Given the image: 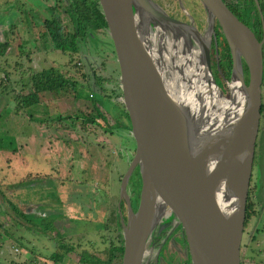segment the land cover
<instances>
[{
  "label": "rangeland",
  "instance_id": "obj_1",
  "mask_svg": "<svg viewBox=\"0 0 264 264\" xmlns=\"http://www.w3.org/2000/svg\"><path fill=\"white\" fill-rule=\"evenodd\" d=\"M159 2L172 16L191 23L197 16L196 28L205 27L207 15L199 0ZM52 5L55 9L50 11ZM60 5V0H0V42L5 38L10 41V48L0 54V264H88L89 256L79 259L78 253L86 250L103 256L108 239L117 232L113 223L116 211L123 214L120 176L131 158L133 141L126 120L117 114L120 110L123 114L122 105L112 81H103L101 89L81 85L90 83L93 69L102 77L117 76L111 42L99 28L78 41L76 52L52 47L40 23L50 14H59L63 8ZM166 30L168 40L162 52H171L170 38L180 34ZM182 34L198 49L189 33ZM178 57L176 52L173 59L178 61ZM211 60L212 77L222 95L227 96L226 83L216 72L214 58ZM47 66L65 71L78 84L74 89L41 91L38 102L16 108V95L30 90V75ZM92 103H98L109 120V130L92 124L82 129L73 118L78 112H93ZM259 124L255 158L262 165L256 160L251 168V183L258 186L252 198L257 202L263 192L264 113ZM116 127L125 128L126 140ZM138 178L134 167L125 183L129 203L130 195H139ZM6 200L16 204L19 211ZM258 210L241 234L242 241L250 240L247 232L252 230L253 234L254 227L260 229L254 233L257 240H264V198ZM60 235L72 242L74 251L55 261L49 254ZM244 250L245 246H240V251Z\"/></svg>",
  "mask_w": 264,
  "mask_h": 264
},
{
  "label": "water",
  "instance_id": "obj_2",
  "mask_svg": "<svg viewBox=\"0 0 264 264\" xmlns=\"http://www.w3.org/2000/svg\"><path fill=\"white\" fill-rule=\"evenodd\" d=\"M199 1L207 15L205 43L199 42L195 33L202 35L196 28L169 16L152 0H98L117 64L119 99L133 141L131 158L120 176L119 198L125 200L126 217L123 220L119 213V264H140L145 240L165 208L180 225L188 264H239L260 117L264 25L257 0L254 3L263 29L260 38L223 0ZM153 19L164 31L170 28L181 37L182 31L187 32L197 41L204 68L222 95L212 77L208 55V37L216 20L231 59L225 79L228 94L222 96L232 102L234 112L223 132L202 137L191 113L175 100L161 47L150 32ZM220 159L225 164L218 168ZM134 167L140 186L137 207L132 210L125 183Z\"/></svg>",
  "mask_w": 264,
  "mask_h": 264
},
{
  "label": "trees",
  "instance_id": "obj_3",
  "mask_svg": "<svg viewBox=\"0 0 264 264\" xmlns=\"http://www.w3.org/2000/svg\"><path fill=\"white\" fill-rule=\"evenodd\" d=\"M228 8H230L234 14L243 21L254 33L257 38H260L263 34V29L261 26V19L259 16V10L263 19L264 25V0H257L259 10L254 3V0H223ZM62 8V13L54 16L50 14L44 17L40 23L43 28L42 34L46 39L51 41L52 47L56 46L61 51H71L76 52L78 50V41L85 39L87 36H92L93 31L99 28H105V21L103 14L100 10L97 0H60ZM55 6V4H54ZM53 5L50 7V10L53 11L55 8ZM58 6V4H57ZM56 6V7H57ZM61 23V24H59ZM264 27V26H263ZM5 38V37H4ZM224 40V39H223ZM9 40L6 38L0 42V54L5 53L7 47L9 46ZM225 42V41H224ZM55 48V47H54ZM262 54H264V42L262 43ZM71 56L70 52L68 54ZM223 63L219 62V69L228 74L231 65V59L228 47L226 43L222 51ZM264 62V60H263ZM81 65H78L80 68ZM244 78H247L246 66L243 63ZM81 75L86 76L84 73ZM87 77V76H86ZM103 81L113 82L115 84V96L119 97L117 77L112 78L111 76L102 77L99 75L95 69L91 70V81L90 83L84 82V86L97 85L101 89L100 84ZM264 81V63L262 64V74H261V85ZM78 84L77 80L72 78L70 75H67L64 71H59L54 66H47L45 68H40L37 71H34L29 78L30 90L26 93L17 94L16 108L22 109L23 106L32 105L38 102V94L40 91H54L57 89L70 87L73 88ZM260 85V86H261ZM92 95V92H91ZM264 94L261 92V104H260V116L264 113V101L262 97ZM122 105V104H121ZM122 107L123 115L126 118L125 110ZM93 112H78L73 117L75 120H78L80 127L85 129L89 124L98 125L104 130H109V120L104 117L103 111L99 110L98 103H92ZM70 117V116H69ZM108 122V123H107ZM127 122V119H126ZM260 123V117H259ZM128 126V125H127ZM255 149H256V140L254 143V154L252 165L255 160ZM252 168V166H251ZM23 181V180H22ZM21 181V182H22ZM251 173L249 177L247 195L245 200V214L243 219L242 233L245 231L246 226L250 222V219L253 215H257L258 208L260 207L261 200L264 196L261 195L264 192H261L259 202L253 200L252 193L255 191L258 186L256 183H251ZM20 184V182H18ZM1 193V192H0ZM257 193V191H256ZM262 196V197H261ZM8 205L13 207L15 211H19L16 204H11L6 200ZM257 204V207H256ZM114 227L116 228V233L114 238H110L107 241V245L103 248V256H96L94 254L88 253L86 250H81L78 253L79 259L84 256H89L88 264H119L122 253V234H121V224L119 220L118 212L116 211V216L114 219ZM252 239L253 235H248ZM245 241H240V246H245ZM74 245L69 240H66V237L60 235L57 238L56 247L49 254L50 258L53 260H61L66 253L74 251ZM242 251V250H241ZM239 248V264H242V255L243 253ZM182 264H188V258Z\"/></svg>",
  "mask_w": 264,
  "mask_h": 264
},
{
  "label": "bare ground",
  "instance_id": "obj_4",
  "mask_svg": "<svg viewBox=\"0 0 264 264\" xmlns=\"http://www.w3.org/2000/svg\"><path fill=\"white\" fill-rule=\"evenodd\" d=\"M180 26L189 28L186 25ZM164 30L165 28L161 26L157 32L160 47L163 45L162 38L166 32ZM195 35L200 43L206 42L207 35L199 36L198 33ZM170 45L171 52L164 50L166 52L163 51L161 56L164 67L170 73L169 84L175 100L191 113L192 117H190L193 118L194 123L198 124V133L202 137L223 132L233 117L232 102L218 92L204 68L200 52L191 45L189 39L186 40L184 36H171ZM176 52L179 55L178 61L173 59ZM221 159L217 165L218 168L225 164L224 161L221 163Z\"/></svg>",
  "mask_w": 264,
  "mask_h": 264
},
{
  "label": "flooded vegetation",
  "instance_id": "obj_5",
  "mask_svg": "<svg viewBox=\"0 0 264 264\" xmlns=\"http://www.w3.org/2000/svg\"><path fill=\"white\" fill-rule=\"evenodd\" d=\"M152 1H154V3H156L164 11V9H163L164 6H162L160 4L159 0H152ZM201 9L203 10L202 7H201ZM164 12L166 14H168L169 16H171V14L167 13L166 11H164ZM61 13H62V11L59 12V14H61ZM171 17L176 18L178 20L181 19V21H184V22H188L194 28H196V23L198 22L197 16H195V18L192 20V23H191V21H189L188 19H185L183 17L182 18H177L175 16H171ZM160 27H161V24L155 19H153L152 22L151 21L149 22L150 32L154 38V41L157 44L160 40V38L158 37V34H157ZM206 27H207V22L205 21V27H202L201 30H198L196 28V30L202 36H205ZM103 29L107 33L106 28H103ZM166 34H167V31H166ZM166 37H167V35L164 34L163 38H162V44L163 45L161 46V50L165 49V47H164L165 46V44H164L165 40L164 39ZM193 40H194V43L197 44V41L194 38H193ZM224 44H225V42L223 40V36H222V34L218 28V24H217L216 20H214L212 31L210 32L209 37H208L209 66H210V61H212L211 59L214 58L215 64H216V66H215L216 72L221 77V79L223 80V82L225 84V79L228 77L229 72H228V74H225L224 72L220 71V69L218 67L219 62L223 63L222 51L224 48ZM218 56L220 57V59L218 58ZM263 60H264V54H262V64L264 63ZM242 68H243V62H242ZM243 75H244V70H243ZM224 87H225V91L228 94V88H227L226 84ZM261 92H262V94H264V81L262 82V85H261ZM259 129H261L260 124L258 126V131H259ZM256 145H257V143H256ZM256 160L258 161V159L255 158L254 163H256ZM258 162H260V164L262 165V161L259 160ZM261 185H262L261 186V188H262L264 186V179H263V182ZM139 186H140V179L138 178V188H139ZM137 198H138V192H137V194L133 193L132 195H130V207L132 210H135V208H136ZM120 199L123 200V214L121 211V218L123 220H125L126 204H125V200L123 197H120ZM119 220H120V218H119ZM168 249H170V250H168ZM179 252H182V253H179ZM187 258H188V262H189V257H188L187 251H186V244H185V240H184V235L181 231L180 225H179L178 221L176 220V218L171 214V212L165 208L163 210V212L157 218L154 226L150 230V232H149V234L145 240L140 264H182L184 261H186Z\"/></svg>",
  "mask_w": 264,
  "mask_h": 264
},
{
  "label": "crops",
  "instance_id": "obj_6",
  "mask_svg": "<svg viewBox=\"0 0 264 264\" xmlns=\"http://www.w3.org/2000/svg\"><path fill=\"white\" fill-rule=\"evenodd\" d=\"M9 46H10V42H9ZM8 46V47H9ZM7 47V49H8ZM10 48V47H9ZM6 49V51H7ZM11 50V49H10ZM5 51V53H6ZM10 53V52H9ZM27 91H24V93H26ZM41 92V91H40ZM39 95V94H38ZM118 116L121 119H125V116L122 114L121 110L117 112ZM29 117H31V115H29ZM120 121V120H119ZM120 125H123V122L120 121ZM116 126V125H115ZM119 126V125H118ZM117 128V127H116ZM117 129L122 130V135L125 137L124 140H126V132H125V128L123 127H118ZM113 132V131H112ZM129 133V132H128ZM130 136V134H129ZM125 147V145H124ZM127 147V146H126ZM125 147V148H126ZM254 233H258V231H260V229L258 227H254ZM248 235L252 234V230L247 232ZM252 234V239L250 238L249 241H245V250L242 252V264H264V240H257L256 238V234ZM264 239V238H262ZM251 243H255L256 246L254 245H250Z\"/></svg>",
  "mask_w": 264,
  "mask_h": 264
},
{
  "label": "built area",
  "instance_id": "obj_7",
  "mask_svg": "<svg viewBox=\"0 0 264 264\" xmlns=\"http://www.w3.org/2000/svg\"><path fill=\"white\" fill-rule=\"evenodd\" d=\"M88 95H91V92H89Z\"/></svg>",
  "mask_w": 264,
  "mask_h": 264
}]
</instances>
